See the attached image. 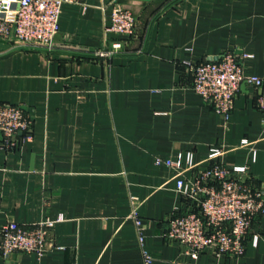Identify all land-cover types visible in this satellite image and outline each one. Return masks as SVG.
<instances>
[{
	"label": "crops",
	"instance_id": "crops-1",
	"mask_svg": "<svg viewBox=\"0 0 264 264\" xmlns=\"http://www.w3.org/2000/svg\"><path fill=\"white\" fill-rule=\"evenodd\" d=\"M115 4L137 16L138 30L123 51L101 56L119 39L106 30ZM226 51L246 74L264 76V0L66 3L52 49L0 41V103L30 107L22 109L33 124L14 150L0 146V230L10 221L56 220L62 246L8 261L0 254V264H144L145 250L160 264H264V216L242 256L192 257L165 235L186 201L176 171L157 158L192 151L198 162L221 148L224 164L248 165L264 193L260 90L242 82L226 117L193 89L187 62Z\"/></svg>",
	"mask_w": 264,
	"mask_h": 264
},
{
	"label": "built area",
	"instance_id": "built-area-1",
	"mask_svg": "<svg viewBox=\"0 0 264 264\" xmlns=\"http://www.w3.org/2000/svg\"><path fill=\"white\" fill-rule=\"evenodd\" d=\"M66 3L87 5L88 0H0V41L52 49ZM138 25L132 11L115 4L106 30L119 39L107 42L97 54L110 56L123 51L125 44L136 35ZM187 66L193 73V89L216 112L230 116L242 82L260 90L257 106L264 112V76L246 74L239 57L232 51H226L218 60L188 61ZM32 125L20 106L0 103V146L14 150L20 133L30 138ZM223 153V149L214 147L203 161H195L192 151L178 153L175 158L156 159L157 164L165 163L176 171L177 191L186 201L184 207H177L170 216L165 235L186 245L192 257H198L205 250L217 257L242 256L253 222L264 216V193L255 183L249 166L228 167L221 159ZM203 162L208 164L202 166ZM187 170L194 171L192 177L184 176ZM133 216H137L136 210ZM56 222L46 220L30 226L15 221L6 223L0 230L1 256L8 261L17 252L44 255L61 248L52 234ZM136 223L138 227L142 224L140 219ZM257 241L255 234L253 242L257 244ZM143 258L144 264H160L146 250Z\"/></svg>",
	"mask_w": 264,
	"mask_h": 264
},
{
	"label": "water",
	"instance_id": "water-1",
	"mask_svg": "<svg viewBox=\"0 0 264 264\" xmlns=\"http://www.w3.org/2000/svg\"><path fill=\"white\" fill-rule=\"evenodd\" d=\"M22 108L25 109V110H28V111H30L32 113V109L30 107L23 106Z\"/></svg>",
	"mask_w": 264,
	"mask_h": 264
}]
</instances>
